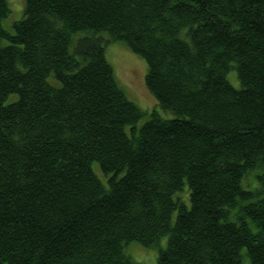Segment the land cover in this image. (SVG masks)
Returning <instances> with one entry per match:
<instances>
[{"label":"trees","instance_id":"obj_1","mask_svg":"<svg viewBox=\"0 0 264 264\" xmlns=\"http://www.w3.org/2000/svg\"><path fill=\"white\" fill-rule=\"evenodd\" d=\"M10 10L0 264H141L125 246L165 236L156 264H264V0H26L13 31ZM114 41L174 117L140 123Z\"/></svg>","mask_w":264,"mask_h":264},{"label":"rangeland","instance_id":"obj_2","mask_svg":"<svg viewBox=\"0 0 264 264\" xmlns=\"http://www.w3.org/2000/svg\"><path fill=\"white\" fill-rule=\"evenodd\" d=\"M8 3L11 10L3 24L8 30L13 31L14 23L24 16L26 0H8ZM107 57L114 66L120 86L128 97L147 113L140 123L144 122L155 109L163 118L174 117V113L169 110L155 108L157 100L146 85L147 64L141 56L135 54L125 42L114 41L107 47ZM95 170L101 177L103 176L98 164H95ZM166 239V236L163 237L159 246L152 247L134 241L125 246V252L141 264H156L159 247L165 245Z\"/></svg>","mask_w":264,"mask_h":264}]
</instances>
